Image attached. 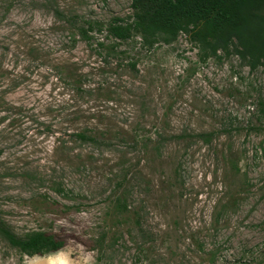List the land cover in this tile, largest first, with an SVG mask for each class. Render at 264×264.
Instances as JSON below:
<instances>
[{
	"label": "rangeland",
	"instance_id": "rangeland-1",
	"mask_svg": "<svg viewBox=\"0 0 264 264\" xmlns=\"http://www.w3.org/2000/svg\"><path fill=\"white\" fill-rule=\"evenodd\" d=\"M113 19L132 25L131 0H0V222L63 243L27 257L0 237V264H264V67L203 61L185 34L115 40ZM84 127L108 141L66 134Z\"/></svg>",
	"mask_w": 264,
	"mask_h": 264
},
{
	"label": "trees",
	"instance_id": "trees-1",
	"mask_svg": "<svg viewBox=\"0 0 264 264\" xmlns=\"http://www.w3.org/2000/svg\"><path fill=\"white\" fill-rule=\"evenodd\" d=\"M131 9L132 25H123L120 19H113L106 27L110 37L124 42L134 32L143 47L150 49L159 41L170 44L180 34H185L197 45L203 61L217 58L219 53L235 54L251 70L264 67V0H131ZM98 27L101 26L96 22L84 21L79 34L87 38V34ZM113 52L109 50L107 57L113 56ZM66 68L58 65L56 78L68 83L74 95L88 94L82 85L86 74H76ZM66 134L81 144L95 147L108 141L105 133L96 127H84ZM196 137L208 144L211 134ZM57 186L60 194L68 190L63 182ZM117 207L121 212L127 209L125 201L121 200H117ZM0 237L27 257L48 255L63 248L62 242L40 232L16 237L1 222Z\"/></svg>",
	"mask_w": 264,
	"mask_h": 264
}]
</instances>
